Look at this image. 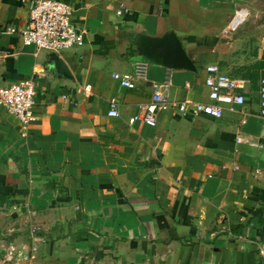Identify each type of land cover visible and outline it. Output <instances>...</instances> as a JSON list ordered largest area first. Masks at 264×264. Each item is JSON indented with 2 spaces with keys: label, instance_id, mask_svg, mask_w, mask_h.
<instances>
[{
  "label": "crops",
  "instance_id": "1",
  "mask_svg": "<svg viewBox=\"0 0 264 264\" xmlns=\"http://www.w3.org/2000/svg\"><path fill=\"white\" fill-rule=\"evenodd\" d=\"M60 1L86 30L82 47L36 52L0 38V86L37 75L25 136L0 107V264H261L264 0ZM28 21L21 0H0V25ZM170 35L197 71L173 70L165 89L167 68L137 38ZM141 61L149 70L136 89L114 80ZM212 64L237 80L245 106L221 119L166 111L156 127L132 121L156 87L172 102H208Z\"/></svg>",
  "mask_w": 264,
  "mask_h": 264
},
{
  "label": "built area",
  "instance_id": "2",
  "mask_svg": "<svg viewBox=\"0 0 264 264\" xmlns=\"http://www.w3.org/2000/svg\"><path fill=\"white\" fill-rule=\"evenodd\" d=\"M114 1V0H106ZM28 6L29 21L24 27L16 24H1L0 38L16 36L23 46L33 48L36 52L46 51L61 53L73 48L82 47L85 43L86 30L76 26L73 21L72 7L60 0H21ZM126 11L117 12L122 16ZM247 18L245 10L236 11L231 22L233 28L240 26ZM8 52L0 48V61ZM149 66L147 62H136L128 73H114L113 78L126 90L137 88L138 80L145 78ZM36 74L31 78L15 84L0 86V107L8 114L17 118L22 135L25 136L29 126L35 121L37 106ZM173 69H166L162 87L168 89L172 85ZM208 89V102L194 104L172 102L168 93L157 87L152 93L151 100L138 107L139 112L132 117L133 122H141L149 127H156L160 115L166 111L179 112L182 115L207 116L221 119L225 107H243L247 98L238 92L237 80L225 73L217 64L206 67L204 77ZM86 96H90V86L85 87ZM109 116H120L116 99L110 101ZM259 116L264 128V75L259 82ZM261 264H264V245L258 247Z\"/></svg>",
  "mask_w": 264,
  "mask_h": 264
},
{
  "label": "water",
  "instance_id": "3",
  "mask_svg": "<svg viewBox=\"0 0 264 264\" xmlns=\"http://www.w3.org/2000/svg\"><path fill=\"white\" fill-rule=\"evenodd\" d=\"M137 46L143 56L168 69L197 71L194 61L188 56L176 35L166 36L163 39L139 36Z\"/></svg>",
  "mask_w": 264,
  "mask_h": 264
}]
</instances>
